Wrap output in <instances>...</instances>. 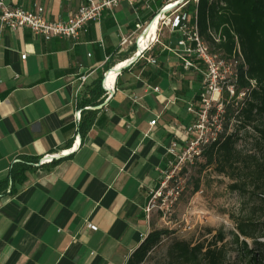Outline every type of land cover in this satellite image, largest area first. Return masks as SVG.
<instances>
[{
	"label": "crops",
	"instance_id": "0c3cea01",
	"mask_svg": "<svg viewBox=\"0 0 264 264\" xmlns=\"http://www.w3.org/2000/svg\"><path fill=\"white\" fill-rule=\"evenodd\" d=\"M3 1L40 6L54 22L84 0ZM163 1L121 3L76 38L0 28V183L14 177L0 194V264H126L149 233V196L169 169L170 142L186 137L199 85L177 57L179 35L164 28L110 81L111 97L102 80L133 55L135 25ZM122 38L131 45L120 47ZM46 155L56 158L38 165Z\"/></svg>",
	"mask_w": 264,
	"mask_h": 264
},
{
	"label": "trees",
	"instance_id": "16d2710c",
	"mask_svg": "<svg viewBox=\"0 0 264 264\" xmlns=\"http://www.w3.org/2000/svg\"><path fill=\"white\" fill-rule=\"evenodd\" d=\"M199 35L214 53L230 59L239 48L243 62L236 67V75L231 85L234 95L230 98L224 91V127L218 139L204 147L198 158L203 164L200 169L214 166L218 173L237 177L231 190L245 192L250 188L251 201L257 209L264 204V164L257 153L236 150V133L226 134L228 124L236 120L237 129L251 127L257 135L254 149L264 154V0H199L196 5ZM194 5L187 6L192 13ZM212 35L219 40H213ZM198 66H203L197 62ZM182 67V65H181ZM201 80L199 75L198 83ZM253 83V85H252ZM244 98L235 102L239 93ZM201 88L195 89L193 103L199 104ZM236 105V106H235ZM214 112V111H212ZM10 174L8 181L13 182ZM0 183V194L7 188ZM199 189L195 180L193 192ZM256 212L254 208L252 214ZM264 214V213H263ZM236 231L232 234V249L226 248L224 235L218 231L206 244L191 246L184 241H175L167 249L168 264H228L226 257L236 252V259L229 264H264V222L252 218L236 220ZM169 234L168 231L151 230L131 254L126 264H142L147 254ZM252 242V247L248 245Z\"/></svg>",
	"mask_w": 264,
	"mask_h": 264
},
{
	"label": "built area",
	"instance_id": "2783aa9c",
	"mask_svg": "<svg viewBox=\"0 0 264 264\" xmlns=\"http://www.w3.org/2000/svg\"><path fill=\"white\" fill-rule=\"evenodd\" d=\"M154 0H84L77 11L68 16L62 21H47L43 18V8L37 6L34 10H25L7 5L3 0H0V28H7L10 31L18 29H29L36 35H40L45 41L52 38H76L81 32L86 30V26L90 22H97L103 11H113L121 3H124L136 10L135 5L142 4L146 9H149V4ZM199 0H164L158 12L144 25L137 23L135 25L136 32H139L134 39L135 52L129 58L137 56V60L143 58V54L150 50L153 44L157 42L156 33L160 30L167 29L170 34H178L179 39L176 42L178 48L177 57L181 62L182 68L185 71L196 70L204 77L201 87L198 110H194L192 105L187 107V112L196 116V122L184 128L186 137L181 141L172 140L167 148V153L172 157L169 163V169L163 173V179L160 187L152 192L149 196L145 212L147 217L152 214L157 208V202L162 203L167 198H171L170 204L177 199L181 188L179 184L175 187L168 188L167 184L172 181L176 183V171H180L182 167L188 163H192L199 157L201 150L216 141L219 137V130L209 131L208 118H211L212 106L211 101L218 100L221 94L219 83L223 74H229L232 81L235 79L236 67L240 62H243L239 48L236 49V54L224 62L219 53H214L206 41L199 35L196 17V5ZM189 4L194 5V11L189 13L184 9ZM156 22L157 26L154 34L148 32L145 36L143 32L147 24L151 21ZM214 41H218L219 37L212 35ZM145 39V41H144ZM131 45L128 38H122L120 47ZM139 49L141 51H139ZM90 56V55H88ZM21 60L26 58V55H21ZM127 59V60H129ZM126 60V61H127ZM150 65H155L156 60L153 57L145 59ZM199 62L203 69H200ZM115 68V67H114ZM117 75L115 74L113 79ZM87 75H81L78 80L82 84L86 80ZM253 85V83H252ZM231 86V87H230ZM225 87L231 97L234 95L232 85ZM157 90L156 88L154 89ZM244 91L242 94L244 95ZM107 94V93H106ZM211 97L208 99V95ZM240 94V93H239ZM108 95V94H107ZM73 121L78 124L80 121V112L77 111L73 115ZM149 125H155V121H151ZM196 135L194 138L190 136ZM209 134V135H208ZM54 155H46L38 165L52 162L51 157ZM159 208V207H158Z\"/></svg>",
	"mask_w": 264,
	"mask_h": 264
},
{
	"label": "rangeland",
	"instance_id": "374dc122",
	"mask_svg": "<svg viewBox=\"0 0 264 264\" xmlns=\"http://www.w3.org/2000/svg\"><path fill=\"white\" fill-rule=\"evenodd\" d=\"M163 32V31H162ZM221 56V55H220ZM224 62L226 59L220 57ZM200 68V67H199ZM202 69V68H200ZM199 75L201 80L198 83ZM222 79L219 83L221 94L218 100L211 101V118H208V128L211 131H218L219 135L223 132L224 122V91L226 86L231 85L232 79L229 74L221 72ZM187 77L195 79L198 87H204V77L196 70H188ZM231 87V86H230ZM240 92L235 102L242 101L244 95ZM211 95H208V99ZM231 98V95H230ZM199 104L192 103V108L198 110ZM236 106V105H235ZM192 116V123L196 122V116ZM189 124V125H190ZM236 120H231L228 124L226 134L236 133L234 147L236 150L244 152L257 153V157L264 164V154L257 148L254 149V142L257 135L253 133L251 127L237 129ZM209 135V134H208ZM196 135L190 136L194 138ZM203 161L201 158L188 163L176 171V183L170 182L168 188L179 184L181 191L177 199L170 204L171 198H167L164 203L160 200L150 216L151 230L168 231L165 237L147 254L142 264H168L167 249L175 241H184L191 246L198 243L206 244L211 237L218 231L224 235V242L227 249L233 247L232 234L236 231V220L252 218L264 222V204L262 210L254 206L251 201L250 188L245 192L231 190L230 185L234 183L237 177H230L228 174H220L214 166L200 169ZM195 180L199 181V189L193 192ZM256 212L252 214L253 209ZM264 242V238L260 239ZM252 247V242L248 241ZM236 259V252H231L226 257V263H233Z\"/></svg>",
	"mask_w": 264,
	"mask_h": 264
},
{
	"label": "water",
	"instance_id": "95a60500",
	"mask_svg": "<svg viewBox=\"0 0 264 264\" xmlns=\"http://www.w3.org/2000/svg\"><path fill=\"white\" fill-rule=\"evenodd\" d=\"M152 21L153 19L147 24V26L145 27V30L143 32V35L145 36L149 30H150V27H151V24H152ZM139 51H141L139 49ZM137 56H134L132 59H129L127 61H125V64L122 65L121 67H119L118 69H115V68H111L110 70H108L104 75H103V80H102V83L104 85V90L106 91V93L108 94L107 96L108 97H111L112 95V91H110L109 89V83H110V75L112 73V71H115L116 72V75H118L122 70H124L125 68H127L128 66H130L131 64H133L136 60H137ZM56 158V155L52 156L51 159L52 161Z\"/></svg>",
	"mask_w": 264,
	"mask_h": 264
},
{
	"label": "bare ground",
	"instance_id": "6f19581e",
	"mask_svg": "<svg viewBox=\"0 0 264 264\" xmlns=\"http://www.w3.org/2000/svg\"><path fill=\"white\" fill-rule=\"evenodd\" d=\"M156 26H157V23H156V22H153V23L151 24V27H150V30H149L150 37H151L152 34H154V31H155V29H156ZM144 41H145V39H144ZM124 64H125V62H122V63L118 64V65L115 67V69H118L119 67H121V66L124 65ZM115 74H116V72H115V71H112V73H111V75H110V79H109L110 81L113 80V77H114Z\"/></svg>",
	"mask_w": 264,
	"mask_h": 264
}]
</instances>
